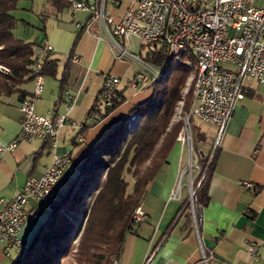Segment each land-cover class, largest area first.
Listing matches in <instances>:
<instances>
[{"label":"crops","instance_id":"0c3cea01","mask_svg":"<svg viewBox=\"0 0 264 264\" xmlns=\"http://www.w3.org/2000/svg\"><path fill=\"white\" fill-rule=\"evenodd\" d=\"M86 1L90 9L72 16L69 9L57 10L47 0H29L30 6L23 11L32 14L34 22L26 16L16 19V24L19 21L23 27L36 28L25 42L46 41L53 48L50 60L57 61L56 77H44L34 112L44 116L56 109L57 114H67V119L74 124L60 131L57 153H68L70 163L56 182L59 197L67 192L78 166L94 143L115 126L132 105L150 95V92L134 95L131 91L128 99L123 94L125 103L100 123L92 125L89 113L101 91L102 75L109 73L118 77V90L125 92L138 71L131 72L127 62L115 58V50L107 36L92 21L98 0ZM115 1V7L107 3L106 12L117 21L131 5L129 0L125 6L123 0ZM256 6L264 9V0H257ZM77 24L81 28H77ZM66 66L70 76L64 91L76 96L68 112L61 101L59 85ZM123 79L127 82L121 89ZM33 88L32 81L22 86L26 97L32 94ZM243 94L244 99L235 107L221 134H217L215 127L209 137L204 136L207 152L201 150L202 154L209 155L216 150V156L208 188V205L197 210L198 232L192 219L190 222L182 211L178 213L185 198L170 199L183 162V148L176 142L140 204L146 219L126 234L118 264H143L149 253H152L149 264H264V86L254 79H246ZM19 102L16 95L0 96V142L4 144L19 132ZM79 126L85 128L79 130ZM78 137L83 138L81 143ZM44 145L38 140L20 143L13 152L2 155L0 198L12 199L28 177L43 174L51 162L49 149ZM245 183L252 188L244 190ZM34 206L30 203L28 207ZM40 214L21 230L22 241L30 224L34 227L32 239L42 224ZM251 244L256 249L255 258L248 251ZM200 245L208 258L207 263L202 260Z\"/></svg>","mask_w":264,"mask_h":264},{"label":"built area","instance_id":"2783aa9c","mask_svg":"<svg viewBox=\"0 0 264 264\" xmlns=\"http://www.w3.org/2000/svg\"><path fill=\"white\" fill-rule=\"evenodd\" d=\"M65 1L69 4L68 9L72 16L88 11L91 7L86 0ZM129 1L131 7L115 21L106 12V6L109 2L111 7H115L116 1L98 0L92 21L107 36L117 60L127 58L140 66L141 70L128 84L133 94L151 92V88L167 72L142 58L139 59V54L128 52L133 40L141 45L156 43L176 60L185 56L184 64H192L194 68L191 105L187 111L182 112L179 109L176 117L181 124L176 142L183 148L186 165L180 171L170 199H181L182 180L188 175L190 212L194 229L198 232V212L193 205L194 182L200 176L198 188L205 172L199 162L201 155L193 147L192 120L215 126L217 134L220 135L235 107L244 99L245 80L254 79L264 86V9L256 6L257 0ZM76 27L81 28L78 24ZM98 39L101 40L100 37ZM52 53L53 48L46 41L40 42L34 48L30 65L34 88L29 97L19 102V132L9 143L0 142V161L3 154L13 152L20 143L33 140L47 143L51 154V162L41 176L28 177L21 191L12 199L0 198V252L6 259L26 247V243L19 237L21 230L31 220L37 219L41 212H52L56 182L70 163L68 153H57L61 129L74 125L67 119V114H57L56 109L44 116L34 112L35 100L43 90V69ZM225 66L230 68L225 69ZM7 72V68L0 65V73ZM119 82V78L112 74L102 75V107L110 106ZM61 101L68 112L74 106L76 96L63 91ZM89 119L94 124L102 121L95 112L89 114ZM78 128L83 130L84 127ZM78 141L81 143L83 138L78 137ZM212 154H209L208 163L212 160ZM243 188L250 190L252 185L245 183ZM30 203L35 204L31 209L28 207ZM131 219L133 228L144 223L146 217L141 205L135 208ZM248 251L254 258L257 257L252 244ZM200 252L203 262L207 263L208 258L201 245ZM151 260L152 253H149L143 264H149Z\"/></svg>","mask_w":264,"mask_h":264},{"label":"trees","instance_id":"16d2710c","mask_svg":"<svg viewBox=\"0 0 264 264\" xmlns=\"http://www.w3.org/2000/svg\"><path fill=\"white\" fill-rule=\"evenodd\" d=\"M19 1L0 0V65L8 70L7 73H0V96L16 95L22 100L26 97L22 86L32 81V55L40 42H25L14 37L12 31L16 26V19L12 12ZM47 2L57 10L69 7L65 0ZM79 35L80 33L73 46L76 45ZM148 46L150 45H141L139 55H142L145 62L163 68L168 73L151 88L147 99L132 105L119 122L94 143L78 166L74 181L67 192L62 197L56 192L52 212H44L48 219L40 225L21 252L8 258L11 264H64L72 255L75 264L118 262L125 236L133 229L132 213L162 171L176 143L181 124H172L171 120L187 78L192 72L191 68L169 56L156 43L141 54ZM56 68L57 61L49 59L43 69L44 76L56 77ZM69 76V68L66 66L59 79L61 92L64 91ZM100 93L89 114L95 112L103 120L125 103V97L124 91H115L110 106L104 108ZM188 106L189 103L186 102L185 109ZM192 132H197V137L200 136V129L195 124L192 125ZM44 148L49 149L47 143ZM215 156L216 150L210 163L209 155L202 154L199 159L205 177L198 188L200 176L194 182L195 211L208 205V188ZM78 197L83 207L76 218L63 216L67 205ZM181 211L191 222L188 197L183 200L178 213ZM81 215L84 217V224L79 226L78 233L74 235Z\"/></svg>","mask_w":264,"mask_h":264},{"label":"rangeland","instance_id":"374dc122","mask_svg":"<svg viewBox=\"0 0 264 264\" xmlns=\"http://www.w3.org/2000/svg\"><path fill=\"white\" fill-rule=\"evenodd\" d=\"M30 3L31 2H29V0H20L18 2L16 9L12 12V15L15 17V19L20 20V18H21L20 16H26V18L30 22H34L33 15L32 14H27L26 12L23 11V9H27L28 8L27 6H30ZM127 4H128V0H123V6H125ZM35 32H36V28L35 27H31V26L30 27H23L20 24L19 21H17V24H16L14 30L12 31V33H13L15 38H18V39L23 40V41H25L26 38H28L27 36H30L32 33H35ZM152 47H153L152 45H150L148 47H145V49L141 52V54H144V52H146L147 50L151 49ZM140 48H141V43H139L138 41H134V42L130 43V46L128 48V52L134 53V54H138V52L140 53ZM138 57H139V59H141L142 55H138ZM123 60L125 62H127L131 66V68H130L131 72L132 71H138L139 72L141 70L140 66L136 62H134V61H132L130 59H127V58H124ZM185 61H186V58H181L179 60V62L182 63L184 66H187V67L191 68L192 72L190 73V75L187 78L185 87H184V89H183V91L181 93V99L176 104V106L174 108V114H173V117H172V120H171L172 124H180V121H178L177 118H176L179 109H181L182 112L187 111L189 109L190 105H191V102H192L194 68H193L192 64L191 65L184 64ZM224 68L225 69H229L230 67L229 66H225ZM166 73H168V72H166ZM126 80L127 79H123L121 81V84L119 86L121 89L125 87L126 82H127ZM124 95L128 99L132 96V92L129 89V87L125 90ZM186 102L189 103V106H188L187 109H185V103ZM193 124L197 125L199 127V129H200V132H199L200 136L199 137H197V135H196L197 132H192L194 149H195L196 152H199V150H203V151L207 152V149H206L207 142H206L204 136L209 137L211 135V133H213V131L216 130V128L213 125H210V124H207V123H202V122L195 121V120H192V125ZM33 141H35V140H33ZM33 141H30V142H33ZM30 142H22V143H30ZM210 154H212V152ZM182 157H183V162H182V169H183L185 167V165H186V160H185V154L184 153H183ZM193 173L195 175L196 171L194 170ZM86 182H88V181H86ZM182 185H183V187H182V190H181V199L183 200L184 198H187V197L189 198V192H188V188H187L188 175L184 176V178L182 180ZM81 207H83V204L79 200V197H78L77 199H75L74 201H71L67 205V208H66L65 212L62 215L63 216L70 215V216L76 218L75 216H77L79 214V211H80ZM190 207H191V204H190ZM196 215H197V212H196ZM47 219H48V215L46 213L43 212V213L40 214L39 221L44 223ZM77 223H78L77 226H76L77 228H76V230L73 233L74 235H76V233H78L79 226L80 225L82 226L84 224V217L82 215L78 219ZM29 227H30L29 229L25 230V237L23 238V241L25 243H28L29 240L31 239L33 228H34V227H32L31 224H30ZM77 244H78V241L75 242V247H77ZM73 252L75 253L76 250H74ZM0 264H11V261L6 259L2 255L1 252H0ZM64 264H75L74 256L72 255V256L68 257L66 259V261L64 262Z\"/></svg>","mask_w":264,"mask_h":264},{"label":"water","instance_id":"95a60500","mask_svg":"<svg viewBox=\"0 0 264 264\" xmlns=\"http://www.w3.org/2000/svg\"><path fill=\"white\" fill-rule=\"evenodd\" d=\"M199 154L202 155V152L200 151Z\"/></svg>","mask_w":264,"mask_h":264},{"label":"bare ground","instance_id":"6f19581e","mask_svg":"<svg viewBox=\"0 0 264 264\" xmlns=\"http://www.w3.org/2000/svg\"><path fill=\"white\" fill-rule=\"evenodd\" d=\"M185 58V57H184ZM180 60V59H179Z\"/></svg>","mask_w":264,"mask_h":264}]
</instances>
